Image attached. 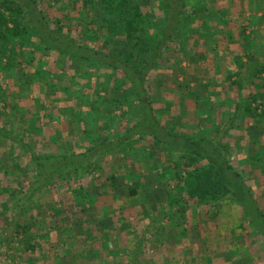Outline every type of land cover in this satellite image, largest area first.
<instances>
[{"label":"rangeland","instance_id":"obj_1","mask_svg":"<svg viewBox=\"0 0 264 264\" xmlns=\"http://www.w3.org/2000/svg\"><path fill=\"white\" fill-rule=\"evenodd\" d=\"M199 1L202 0H190L188 10ZM227 1L234 7L228 21L245 22L246 28L239 31L228 28L225 39L218 38V56L210 54L203 63L196 54L200 47L190 56L172 43L166 52L167 58L172 59L169 66L164 73L162 70L152 77L151 92L154 99L160 101L156 105L168 111L163 122L177 116L181 124L189 121L198 130L210 126L208 119L219 112L218 101L224 99L223 94L228 95L224 87L229 82L224 81V77L236 69L234 58L245 53L248 56L243 57L242 65L250 70L251 76H241L244 91L241 89L240 94L245 103L250 99L246 96L255 92L257 101H251L252 105H259V111L264 112V86L248 83L254 79L264 84V74L257 76L255 69L264 66V0ZM143 4L144 10L150 8L156 17L162 16L157 9L160 0H144ZM221 6L218 3L214 8ZM74 15L69 14V18ZM218 16L217 12L214 24H220ZM70 29L74 34L79 32L76 27ZM80 36L91 42L92 36L85 33ZM35 39L29 43L31 47H25L31 49H26L24 60L19 57L22 47H16L18 57L14 60L17 62L12 65L10 56L14 53L11 49L0 51V121L17 131L19 137L31 141L38 153L43 150L48 155L63 154L66 147L70 151L81 150L83 147L76 146L73 137L65 136L69 129L67 124L44 126L41 137L34 139L27 121L31 115L26 116L22 109L19 110L23 104L31 112L38 104L51 108L52 103L48 101L54 91L70 86L74 70L86 68L79 60H70L54 52L47 55L38 43L35 45ZM5 45L10 48L15 43L0 46ZM29 51L33 60L28 63L25 60L29 58ZM2 65L15 68L13 76ZM209 81H215L218 86L206 88ZM163 82L169 90L165 96ZM234 89L239 92L238 87ZM181 95L185 97L182 102ZM195 95H199L198 98ZM163 98L174 100L173 104L162 103ZM67 104L73 105L74 101H67ZM239 110L233 109L232 103L228 104L220 125L231 123V116L242 115L235 121L238 125L231 129L233 138L228 141V151L232 153L234 172L240 173L252 186L254 198L264 214V173L261 176L258 169H264V119H255ZM128 125L124 123V128H129ZM185 130L187 132V128L182 132ZM219 133L225 140L224 130ZM54 134L58 138H51ZM110 137L114 141L119 133L103 131L102 139ZM150 143V139L136 141L132 158L127 157L129 145L100 155L96 165L82 179L76 178L77 183L71 179L52 181L44 191L26 201V185L35 178L37 169L21 145L16 144L14 150H10L8 140L1 138L0 264H264V237L251 228L244 212L229 199L210 205L188 197L170 174L180 170V166H176L183 157L182 150L163 145L151 156L146 150ZM16 164L20 166L17 169ZM3 166L15 173L5 172L7 169H1ZM20 178L24 180V189L19 186ZM81 186H85L86 192L94 193L95 201L91 202L76 189ZM131 187L137 188V194H129ZM27 224H31L29 229L24 228ZM28 242L35 246L26 248Z\"/></svg>","mask_w":264,"mask_h":264},{"label":"trees","instance_id":"obj_2","mask_svg":"<svg viewBox=\"0 0 264 264\" xmlns=\"http://www.w3.org/2000/svg\"><path fill=\"white\" fill-rule=\"evenodd\" d=\"M143 1L0 0V45L15 43L14 47L10 48L9 45L0 46V51L11 49L14 53L10 56L11 65L17 62L14 60L18 57L16 47H22L19 57L24 60L27 50L31 49L26 50L25 47H31L32 43H29L36 37L35 45L38 43L42 52L47 55L54 52L70 60H79L86 66L85 69L74 70L70 86L54 91L52 98L47 100L52 103L51 108H43L38 104L36 110L31 112L25 107L26 104H23L19 109H22L26 116L31 115L27 121L31 126L29 133L34 132V139L41 137L44 126L67 124L69 129L65 136L73 137V143L83 149L70 151L69 147H66L63 154L48 155L43 153V150L38 153L31 141L19 137L17 131L0 121V139L8 140L10 150H14L16 144L21 145L37 169L35 178L26 185L28 189L24 199L31 200L52 181L56 183L71 179L77 183L76 178L82 179L85 173L96 165L98 156L121 146L129 145L127 157L132 158L135 155L132 147L136 141L150 139L151 143L146 150L151 156L163 145L179 147L182 150L183 157L176 166H180V170L172 172L171 167L168 170L188 197L210 205L225 199L233 201L244 212L251 228L264 237L262 209L254 198L252 186L240 173L234 172L230 157L232 153L228 151V141L233 138L231 129L238 125L235 121L242 115L231 116L232 122H228L230 127L226 126L228 123L220 125L223 124L222 114L231 103L233 109H240L241 113L244 111V114H250L255 119H264V112L259 111V105L253 107L251 102L257 101V94H248L246 98L250 99L245 103L244 96L241 97L240 94L241 89L244 91L241 76H251L250 70H246L242 65L243 57L248 55L239 54L234 58L236 69L230 70L224 77V81L229 82L224 87L228 95L223 94L224 99L218 101L219 112L208 119L210 126L202 130L196 129V125L187 120L188 124H181V119L177 116L163 122V116H168V111L156 105L157 101L151 92L152 77L162 70L164 73L172 60L166 56L172 43L179 45L178 49L190 56L196 53L195 48L200 47L196 54L199 55L198 60L203 63L210 54L218 56V38L220 36L225 39L228 28L244 30L247 24H233L228 21V15L234 12V7H231L227 0H202L197 6H193L192 10H188L191 7L190 0H160L157 9L162 13L161 17H156L157 14L150 8L144 10ZM218 3L222 6L214 8ZM217 12L220 24H214V15ZM74 13V18H69V14ZM70 27H76L78 34L72 33ZM203 30H208L209 34L202 35ZM81 33L92 36L91 42L81 39ZM235 53H238V49ZM28 55L29 58L25 61L29 63L33 60L30 51ZM2 68L8 73L11 71L9 75L13 76L15 68L4 65ZM255 69L257 76L264 74V66ZM208 74L207 76H210ZM40 82L42 83L41 80ZM163 83L162 93L165 96L169 90L165 82ZM213 83L215 81L207 82L206 88L218 86V77V85ZM248 83L255 87L264 86L254 79H250ZM237 87L239 92L234 89ZM220 88L217 87V90H221ZM59 92L62 94L59 95ZM198 96L195 95L196 98ZM184 99L181 95L180 102ZM161 100L170 106L174 101L165 98ZM67 101H74V104L66 105ZM62 103L65 104L62 106ZM242 103L246 105L245 109ZM124 123H128L129 128H124ZM185 128L187 132H182ZM110 130L117 131L119 138L114 141L112 137L102 139L103 131ZM222 130L225 132L226 141L219 136ZM57 136L54 134L51 138H58ZM17 167L20 166L16 164L15 168ZM6 169L4 171L7 173H15L14 170ZM258 169L262 176L264 169ZM114 177L112 174L111 178ZM23 182V178H20L19 186L24 189ZM76 189L91 202L95 201L94 193L86 192L85 186ZM129 194H137V188L131 187ZM25 226V229H29L31 224ZM26 246L32 248L35 245L28 242Z\"/></svg>","mask_w":264,"mask_h":264},{"label":"crops","instance_id":"obj_3","mask_svg":"<svg viewBox=\"0 0 264 264\" xmlns=\"http://www.w3.org/2000/svg\"><path fill=\"white\" fill-rule=\"evenodd\" d=\"M229 55H230V53H229Z\"/></svg>","mask_w":264,"mask_h":264}]
</instances>
